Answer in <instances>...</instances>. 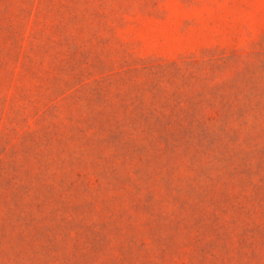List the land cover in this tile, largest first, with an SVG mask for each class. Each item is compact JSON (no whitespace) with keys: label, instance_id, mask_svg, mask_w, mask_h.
<instances>
[{"label":"rangeland","instance_id":"1","mask_svg":"<svg viewBox=\"0 0 264 264\" xmlns=\"http://www.w3.org/2000/svg\"><path fill=\"white\" fill-rule=\"evenodd\" d=\"M0 264H264V0H0Z\"/></svg>","mask_w":264,"mask_h":264}]
</instances>
